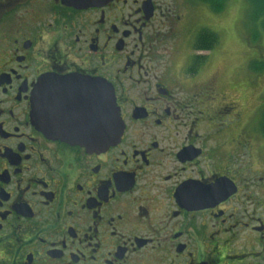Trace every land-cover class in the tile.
Wrapping results in <instances>:
<instances>
[{"label":"flooded vegetation","instance_id":"obj_1","mask_svg":"<svg viewBox=\"0 0 264 264\" xmlns=\"http://www.w3.org/2000/svg\"><path fill=\"white\" fill-rule=\"evenodd\" d=\"M89 1L0 0V264H264V136L218 113L208 5Z\"/></svg>","mask_w":264,"mask_h":264},{"label":"rangeland","instance_id":"obj_2","mask_svg":"<svg viewBox=\"0 0 264 264\" xmlns=\"http://www.w3.org/2000/svg\"><path fill=\"white\" fill-rule=\"evenodd\" d=\"M247 8V0H229L220 13L208 7L210 30L218 35V44L206 62L204 78L215 75L218 113L222 103H229L230 112L240 115L241 123L250 117L257 121L258 133L264 112V33L247 25ZM257 66L262 68L254 70ZM218 116L220 130L232 124L228 116Z\"/></svg>","mask_w":264,"mask_h":264},{"label":"trees","instance_id":"obj_3","mask_svg":"<svg viewBox=\"0 0 264 264\" xmlns=\"http://www.w3.org/2000/svg\"><path fill=\"white\" fill-rule=\"evenodd\" d=\"M198 2H204L208 5L209 9H211L214 13H220L224 10V6L229 0H196ZM247 25H255L264 33V0H247ZM218 44V35L215 32L211 31V43L208 49H214ZM203 62V61H202ZM260 66L254 67L259 71ZM262 68V67H261ZM260 68V69H261ZM260 134L264 136V112L263 118L259 127Z\"/></svg>","mask_w":264,"mask_h":264},{"label":"water","instance_id":"obj_4","mask_svg":"<svg viewBox=\"0 0 264 264\" xmlns=\"http://www.w3.org/2000/svg\"><path fill=\"white\" fill-rule=\"evenodd\" d=\"M99 2H97L96 0L93 1H89L87 3H85L86 5H95L98 4ZM110 90H109V99H110V119L112 120V126H111V133L109 131V136H108V142H110L109 144L115 143L121 133H122V121L119 119V112L118 109H116V104H115V99H114V94H113V89L109 86ZM34 110L36 115L37 113V109H38V102H37V94H35L34 100ZM226 190V196L230 195V193L233 192V190H229V187Z\"/></svg>","mask_w":264,"mask_h":264}]
</instances>
